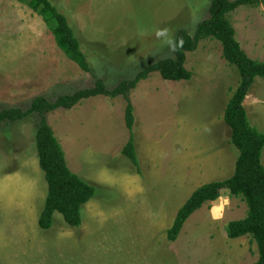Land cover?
<instances>
[{
  "label": "rangeland",
  "instance_id": "1",
  "mask_svg": "<svg viewBox=\"0 0 264 264\" xmlns=\"http://www.w3.org/2000/svg\"><path fill=\"white\" fill-rule=\"evenodd\" d=\"M50 1L68 18L90 72L59 49L53 24H46L17 0H0V110H25L37 97L54 101L92 88L99 79L110 90L134 79L146 67L174 58L178 31L194 36L198 25L211 18L212 3ZM228 19L247 55L264 62V6L242 7ZM186 56L191 81H166L155 72L130 93L140 169L123 155L130 138L123 97L91 98L72 110L48 114L68 167L96 189L82 208L78 228L69 226L60 213H55L51 229L39 227L48 182L36 145L38 117L0 124V264L258 261V247L251 237L227 236V225L244 219L248 211L241 198L229 195L195 212L176 242L167 239L185 201L205 183H212L216 172L220 173L213 179L217 182L234 175L239 156L224 121L226 106L241 80L238 70L223 58L214 39L201 41ZM260 99H264V79L256 78L245 106L251 124L264 133L257 116ZM214 205L224 207L212 213Z\"/></svg>",
  "mask_w": 264,
  "mask_h": 264
},
{
  "label": "trees",
  "instance_id": "2",
  "mask_svg": "<svg viewBox=\"0 0 264 264\" xmlns=\"http://www.w3.org/2000/svg\"><path fill=\"white\" fill-rule=\"evenodd\" d=\"M29 7L43 21L53 24L52 34L59 49L69 60L84 72H90L87 57L69 24L68 18L50 0H17ZM263 5L264 0H212L211 18L201 22L191 36L186 30L177 33L174 44V58L162 59L139 72L134 79L124 80L112 90L104 80H97L95 86L65 94L50 101L37 97L27 109L9 108L0 110V124H15L38 117L36 145L40 168L48 182V195L39 218V227L49 230L54 223L55 213H60L65 222L78 228L82 225L81 211L95 196L96 189L68 167L65 152L56 134L48 123V114L58 109L72 110L83 101L96 97L116 99L123 97L126 102L125 123L130 138L123 149L132 164L140 169L134 133V106L129 99L131 91L139 83L158 72L163 80L189 82L193 73L186 68L187 53L197 50L203 40L214 39L222 47L223 58L240 74V83L226 109L224 120L231 130L232 144L239 151L234 175L226 180L205 184L195 190L186 203L178 210L173 225L167 232L169 242H176L185 223L198 210L225 195L241 198L248 211L244 219L227 225L229 239L251 237L257 244L259 259L254 264H264V133L255 128L244 106L245 99L256 78H264V62L253 60L242 49L236 38V31L228 19L229 14L245 6Z\"/></svg>",
  "mask_w": 264,
  "mask_h": 264
},
{
  "label": "crops",
  "instance_id": "3",
  "mask_svg": "<svg viewBox=\"0 0 264 264\" xmlns=\"http://www.w3.org/2000/svg\"><path fill=\"white\" fill-rule=\"evenodd\" d=\"M261 79H264V78H261ZM256 80V79H255ZM254 85V84H253ZM253 85H252V87H253ZM252 87H251V89H250V91H249V93H248V95H247V97L249 96V94H250V92H251V90H252ZM247 97H246V99H245V102H244V106L246 105V100H247ZM261 101L259 102V104H257V116H259V118L261 119V122H260V124H264V114H263V112H264V99H260ZM260 107H262V108H260ZM245 109H247V107L245 106ZM247 111V110H246ZM247 114H248V112H247ZM224 115H225V112H224ZM248 117H249V114H248ZM250 120V119H249ZM225 121V120H224ZM260 121V120H259ZM226 123V122H225ZM227 125V124H226ZM260 130H262V131H264V129H260ZM264 150V149H263ZM237 162V161H236ZM264 165V164H263ZM236 167V166H235ZM235 173V172H234ZM218 174H220V173H217L216 172V174L215 175H213V179L214 178H216L217 177V175ZM233 175H231L230 177H227V178H222L223 180H226V179H229V178H231ZM209 178H212V177H209ZM213 179H212V182H217V181H213ZM223 180H221V181H223ZM209 183H211V182H207V183H205V184H209ZM204 184V185H205ZM165 199V198H164ZM222 199V198H221ZM220 200V199H219ZM219 200H217V201H219ZM187 201V200H186ZM186 201H185V203H186ZM164 202L166 203L167 202V200H164ZM216 202V201H215ZM215 202H212V203H214L215 204ZM212 203H210L209 205H211ZM223 207L224 206H220V207H218V206H212V213L213 212H216V211H218L219 213H220V210H222L223 209Z\"/></svg>",
  "mask_w": 264,
  "mask_h": 264
},
{
  "label": "clouds",
  "instance_id": "4",
  "mask_svg": "<svg viewBox=\"0 0 264 264\" xmlns=\"http://www.w3.org/2000/svg\"><path fill=\"white\" fill-rule=\"evenodd\" d=\"M156 35H157V36H162V35H164V33H163V32H157ZM170 43H171V42H170Z\"/></svg>",
  "mask_w": 264,
  "mask_h": 264
}]
</instances>
